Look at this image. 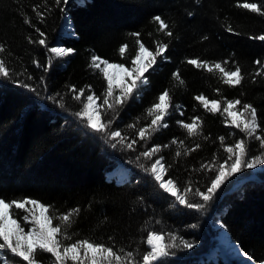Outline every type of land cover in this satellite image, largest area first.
Instances as JSON below:
<instances>
[{
  "label": "trees",
  "instance_id": "trees-1",
  "mask_svg": "<svg viewBox=\"0 0 264 264\" xmlns=\"http://www.w3.org/2000/svg\"><path fill=\"white\" fill-rule=\"evenodd\" d=\"M250 2L261 4V0H68L65 5L61 0L57 5L55 0H0V44L6 48L0 55L10 72L9 77H0V196L9 201L39 200L51 205L50 212L57 216L79 209L68 229L72 241L87 238L114 250L123 248L138 261L149 251V232L156 231L164 243L180 246L154 264H234L208 258L216 222L254 263L264 260V165H257L263 170L254 180H246L253 175L248 168L231 176L202 210L179 204L145 171L163 157L164 178L178 181L182 190L190 187L188 199L204 203L193 193L211 186L215 169L228 158L227 147L245 139L251 154H260L259 142L236 128L224 112L228 100L250 103L264 128V74L256 75L264 73V41L258 39L264 35V16L239 6ZM156 15L169 23L172 36L159 30L153 21ZM65 17L71 36L61 32ZM137 39L149 50L159 43L169 47L144 74L148 83L114 109H99L104 123L112 121L109 130L125 137L124 144L136 141L128 149L86 127L75 112L87 94L103 97L107 89L100 70L91 66L92 57L130 68L139 49ZM125 44L128 48L121 55L119 48ZM54 47L73 51L58 56L51 52ZM190 59L206 61L212 71L189 64ZM216 63L226 71L239 66L241 84H225ZM80 89L86 91L78 101L74 97ZM165 91L171 99L162 123L168 126L156 132L149 129L150 135L141 140L139 129L148 128L153 118L148 110ZM114 94L119 95L118 88ZM198 96L217 100L219 110L208 111ZM97 103L102 105L103 100ZM197 117L198 132L190 136L183 124ZM256 134L264 135L260 130ZM156 146L160 150L151 159L140 155ZM117 166L126 171L119 180L109 175ZM15 213L17 219L19 213L27 214L18 209ZM58 222L54 220V226ZM182 240L194 247L184 249ZM38 255L41 264L55 260L50 253ZM3 256L20 259L6 250Z\"/></svg>",
  "mask_w": 264,
  "mask_h": 264
},
{
  "label": "snow or ice",
  "instance_id": "snow-or-ice-1",
  "mask_svg": "<svg viewBox=\"0 0 264 264\" xmlns=\"http://www.w3.org/2000/svg\"><path fill=\"white\" fill-rule=\"evenodd\" d=\"M55 3L59 5L61 0H55ZM66 5L68 0H63ZM242 6L245 9H249L252 12L258 13L264 16V0H261L260 6L257 3H243ZM39 6L34 7V11ZM38 15H41L38 13ZM153 21L158 23L159 30L164 31L167 36H172L173 32L168 30L170 28L169 23L160 15L153 17ZM30 24V20H25ZM167 30V31H166ZM39 31V29H37ZM229 31H232L229 28ZM44 35L43 32L40 33ZM131 35L140 37V33H132ZM207 39V37H205ZM259 40L264 41V35L258 37ZM39 44L44 45L45 40L40 39ZM139 45L138 51L135 52L131 59V67L126 68L125 63H110L107 59H101L98 56L92 57L91 66L99 69L103 75V78L107 81V89L103 97H96L93 94L86 95V102H83L81 110L75 112V115L83 121H86V127L92 131L98 133H105L110 140L119 142L123 147L128 149L133 148L132 143L124 144L125 137L118 130L110 131L111 120L108 123H104L102 120L101 107L107 109H114L115 106L125 103L130 97L133 96L141 85L148 83L145 73L157 62V57L167 50L169 45L167 43H159L155 50H149L144 43H141L137 39ZM128 48V45H122L119 48L121 55H124ZM6 48L3 44H0V54H3ZM71 48H52L51 52L56 53L58 56H64L71 53ZM189 64L197 67H205L208 71H212V67L205 61L200 62L196 59L188 60ZM260 64V61H256ZM101 64L103 67L101 68ZM215 68L219 69L225 77L224 83L230 86L240 85L244 79V75L241 72L239 66L234 70L226 71L220 63L215 64ZM117 72L124 73L123 77H118ZM264 73L257 72L256 75H262ZM10 72L7 66L6 60L0 55V77H9ZM176 79H180L179 74L175 73ZM183 83V81H180ZM27 87V85H25ZM119 89V95H115V89ZM76 91L75 88L72 89ZM85 89H80L79 94L74 97L76 100H80L82 95H85ZM97 99H102L103 104L97 105ZM170 95L168 91L163 92L159 97V102L154 104L148 113L153 118L148 128H140L138 135L141 140L146 139L149 135V129L151 132H156L160 127H167L166 123H162L164 117L168 114L167 110L170 106ZM208 111L215 112L219 110V102L215 99L209 101L204 96H198ZM242 102L239 99L228 100L227 106L224 108V112L232 117L231 123L241 131H243L247 137L254 138L259 142L260 154L252 155L253 149L251 145L245 140L240 139L225 149L228 153V158L224 164H220L218 169H215L216 175L211 180V186L206 191H200L196 189L193 193L194 196H199L204 203H194L188 199L187 194L191 192L190 187L183 188L178 186L179 182L168 178L165 179L166 174L165 165L161 162L163 157L157 159L151 164L150 168H145V171L150 172L155 181L159 185V188L164 192L169 193L175 197V200L181 205H185L190 209L202 210L205 205L213 200L217 190L227 181L231 176L241 172L244 168L253 169L257 165H264V135H257V131L260 130L264 133V128H261V122L258 120L257 108L250 103H243L242 110L237 112L236 106L241 105ZM211 105V106H210ZM63 107V105H61ZM197 117L191 123H184L183 127L187 129L190 136L197 134L199 124ZM182 123V122H181ZM129 127H135V125H129ZM221 143L224 141V137L219 138ZM176 143V141H173ZM112 147H116L113 143ZM199 147V145H197ZM160 150L159 146L153 147L149 151H144L140 155L146 159H151L156 152ZM177 155H180L178 152ZM139 159V158H138ZM230 162V163H229ZM31 206V207H28ZM51 205L41 203L39 200L22 198L8 200L7 197L0 196V261L2 264H41L38 253H50L55 260L53 264H67L68 261H72L73 264H154L155 261L160 260L170 255V249L177 248L180 245L176 243L166 244L164 238L156 231L149 232L147 236V244L150 246V251L140 256L139 261L136 255L132 251L125 252L123 248L114 250L112 246H108L103 242L90 240V239H78L72 241V235L68 233V229L73 223L72 217L79 213V209H73L72 211L57 216L55 211H51ZM23 210L26 215L23 216L25 222L31 223L32 227L29 231L25 232V228L18 222L15 210ZM54 220L59 222L53 224ZM193 228L196 225H192ZM223 227V225H222ZM63 237L60 239L59 237ZM171 239L175 241L176 237L171 236ZM64 241H72L65 244ZM184 249H191L194 247V243L186 240L181 241ZM6 251L10 252L13 257L20 258L19 260H9L3 256ZM249 260H252V256L245 253ZM259 264H264V260H261Z\"/></svg>",
  "mask_w": 264,
  "mask_h": 264
},
{
  "label": "rangeland",
  "instance_id": "rangeland-1",
  "mask_svg": "<svg viewBox=\"0 0 264 264\" xmlns=\"http://www.w3.org/2000/svg\"><path fill=\"white\" fill-rule=\"evenodd\" d=\"M70 31L71 30H70V27L68 25L66 27H63V29L61 30L62 35H64V36H71L72 33H70ZM56 48H61V47H56ZM102 67H103V65L101 64V68ZM117 76L118 77H123L124 73L117 72ZM96 103H97V101H96ZM97 105H98V103H97ZM261 170H263L262 167L261 168L259 167V169L257 167L253 168L252 169V173H253L252 176L256 177L255 173H257V172H259ZM109 175H110V177H115L116 180H119L120 178L122 179V178H124V176H126V171L123 170L121 167L117 166L114 169V171L109 172ZM249 178H247V179H249ZM167 194H169V193H167ZM28 207H31V206H28ZM24 215H25L24 213H19L18 222L21 223V226L25 228V232H27V231H29L31 229L32 224L28 223V222H25L22 219ZM214 228L217 230V234H216V236L214 238H211V240H210V242H212L213 246H212V250L208 253V258L209 259L217 260L218 258H220L222 261H225V262L228 261V262H231V263H234V264H256L252 260H249L247 258V256L244 255L239 250V248L234 243H232L230 241V239H229V237H228V235L226 233V230L224 229V227H222V224L220 222H216L214 224ZM147 248L150 251V246L148 244H147Z\"/></svg>",
  "mask_w": 264,
  "mask_h": 264
},
{
  "label": "water",
  "instance_id": "water-1",
  "mask_svg": "<svg viewBox=\"0 0 264 264\" xmlns=\"http://www.w3.org/2000/svg\"><path fill=\"white\" fill-rule=\"evenodd\" d=\"M66 20H67V25L70 27L69 17H66ZM62 29H63V27H62ZM254 179H256V177L251 176L249 179H246V180H254Z\"/></svg>",
  "mask_w": 264,
  "mask_h": 264
},
{
  "label": "bare ground",
  "instance_id": "bare-ground-1",
  "mask_svg": "<svg viewBox=\"0 0 264 264\" xmlns=\"http://www.w3.org/2000/svg\"><path fill=\"white\" fill-rule=\"evenodd\" d=\"M66 26H67V20H66V17H65V19L63 21V27H66Z\"/></svg>",
  "mask_w": 264,
  "mask_h": 264
}]
</instances>
